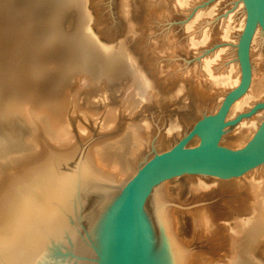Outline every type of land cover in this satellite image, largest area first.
Segmentation results:
<instances>
[{
	"label": "rangeland",
	"instance_id": "374dc122",
	"mask_svg": "<svg viewBox=\"0 0 264 264\" xmlns=\"http://www.w3.org/2000/svg\"><path fill=\"white\" fill-rule=\"evenodd\" d=\"M0 1L4 26L0 34V47L6 44L7 37L14 39L10 41L14 47L1 54L12 63L15 62L13 67L18 72L16 78L25 85L23 94L28 95V99L34 103L46 96L51 100L48 107L56 106L55 98L61 88L71 90L73 84L85 76L94 85L107 83L108 80L123 75L121 70L125 60H130L149 82L148 89L153 93L154 101L143 103L130 119L121 115L111 133H101L99 124H87L89 139L82 141L77 134L75 120L71 118V128L79 140L75 156L82 151L84 145L86 149L89 143L101 137L120 133L128 119L132 120L129 121L131 123L147 121L149 139L153 142L159 136L164 139L167 121L174 119L173 116L176 115L175 118H180L181 129L178 140L198 118L214 112L220 104L214 107L213 99L212 108L207 99H197L200 85L195 67L200 51L204 53L205 49L202 48L199 52L198 49H189L188 39L206 25L210 29L218 26V22L213 21L215 18H225L227 13H237L235 18L239 17L241 12L235 8L237 0H186V3L181 0H54L59 4L58 15L43 10V6L45 8L48 5L44 0ZM215 4L217 8L213 19L194 22L190 27L191 31L186 30V25L198 13ZM10 6H14L15 15L11 13ZM0 27L2 28L1 25ZM84 45H88L91 51L93 49V61L89 64H85L91 58L87 59L83 54L86 50L82 47ZM213 45L206 49H212ZM230 56L226 54L224 58ZM108 59L113 65L110 70ZM29 62L31 65H28ZM252 64L254 65L253 62ZM159 69L162 72L159 73ZM1 76L0 74V92L9 93L16 89L8 88L9 79H2ZM45 79L52 83L44 82ZM119 81H124L122 76ZM205 88L210 89L208 86ZM228 90L223 92L222 98ZM182 95L188 97L187 102L192 106L188 115L176 113L180 110L178 102ZM2 98L0 94V99ZM260 100L264 98L256 101ZM2 104L3 101L1 106ZM1 106L0 112L6 105L2 109ZM248 108L249 106L246 109ZM233 117L229 115V118ZM248 175L249 177L244 175L234 181H227L228 183L223 180V184H214L215 179L211 177L192 176L187 182L186 191L180 193V200L176 198L171 202L176 204L171 205L176 223L175 233L183 249L193 255L188 259L189 264H264V225H261V232L260 225L253 223L261 217L264 224V166ZM198 177L205 185L202 189L195 187ZM253 184L257 187V199L250 189ZM175 185L172 184V187ZM256 204L261 206V213L256 210ZM202 215L205 223L198 231L197 217ZM245 253L247 256H244Z\"/></svg>",
	"mask_w": 264,
	"mask_h": 264
},
{
	"label": "bare ground",
	"instance_id": "6f19581e",
	"mask_svg": "<svg viewBox=\"0 0 264 264\" xmlns=\"http://www.w3.org/2000/svg\"><path fill=\"white\" fill-rule=\"evenodd\" d=\"M7 1L10 2V0ZM44 1L49 7L47 5L44 8L41 3L43 10L46 9L50 11V13L58 15V10L60 9L59 4L54 2V0ZM47 1L49 3H46ZM181 1L186 3V0ZM237 3L235 8L237 11L240 10L241 12L239 17L235 18L237 13L231 15L227 13L225 18H215L213 21H217L218 26L210 29V27L206 25L202 27V29L200 28L197 34L189 36L188 39L189 45L187 47L189 49L192 48L195 51L198 49V52L202 48L205 49L204 53L200 51L201 55L197 57V64L195 67L198 74V83L200 85V94L197 95V99H207L209 104H211L214 99L212 103L214 107H217V104L223 99V92L236 86L240 80L241 73L237 58V42L244 26L245 12L242 2L237 0ZM216 8L217 5L215 4L210 6L207 10L198 13V15L186 25V30L191 31L190 27L193 26L194 22H208V20L213 19ZM9 9L12 14L15 13L14 6H10ZM2 10L3 9L0 8V25L2 26V28L0 27V34L4 27L1 21L3 15ZM234 10L235 9H233V11ZM7 12H9V10H7ZM12 39L7 37L6 44L0 47L1 77L2 79H9H6L9 82L8 88H16L9 91V93L8 91L0 92L3 97L0 99V106L2 101L4 102L2 106L6 105L4 108L1 106L3 111L0 112V227L10 213L13 199L35 176L58 168L75 157L78 151L77 142L79 140H77V135H74V131L71 128V118L75 120V127L80 140L87 141L89 139V133L86 127L87 124H99V131L101 133H111L113 131L112 128L121 115L127 116L130 119L132 118L131 115L137 111L143 103H152L154 101L153 93L151 94L148 89L149 82L143 78L130 60H125V62L122 63L121 70V74H123L121 76L124 81H119L121 76H117L115 79L108 80L107 83L94 85L89 81V78L85 76L79 78L73 84L71 90L61 88L60 92L57 93L58 98L57 96L55 98V100H57L56 106L49 108V101L51 100L45 95H41L45 97L42 98L40 102L34 103L28 99V95L25 96L23 94L25 85L16 78L18 77V72L16 68L14 69L13 67L15 62L12 63L1 54V52H6V49L14 47L11 43L14 41V39ZM17 40L20 41L19 39ZM211 44H214L212 49H206ZM15 45H17V43ZM86 46H82L83 49L86 48L83 54L87 56V59L91 58L90 60L86 59L87 62L85 64H89L93 59V49L91 51L88 45ZM226 51L227 53H225ZM113 54L116 55L117 53ZM226 54L231 56L224 58ZM249 55L252 68L250 84L246 92L234 100L230 105L226 114V119H232L229 118V115L235 117L239 113L248 111L258 98H264V34L259 28H257L252 38ZM30 63L31 62H29L28 65H31ZM107 63L110 70L113 66L111 60L108 59ZM158 71L159 73L162 72L160 69ZM168 72L167 70V73ZM50 77L51 76H49V78ZM128 78L131 80L126 81ZM48 79L43 81L52 83V81ZM1 82L3 83L2 80ZM5 83L7 82L5 81ZM205 86H208L210 89H206ZM4 97H7V99L9 97V99L6 100ZM180 99L181 100L178 102V109L180 110L179 112L176 111V113H184V115L190 114L188 110H190L192 106L187 102L188 97L182 95ZM213 105L211 106L212 108ZM248 106L249 108L246 109ZM4 111L6 112L4 113ZM263 115L264 109H261L249 117L241 118L235 125L226 127L223 131L220 144L243 145L251 137L253 130L256 129ZM100 116L102 117L99 119L98 117ZM175 116H173L174 119L168 116L170 119L167 121L168 126L165 131L164 139L159 136V138L154 139L153 142L149 139L150 130L147 121L142 120L141 122L131 123L129 121L132 120L128 119L127 123L123 125L124 127L120 133L101 137L88 144V147L84 151V157L88 166L93 171L105 176L117 186L122 187V185L133 176L138 167L152 156L154 152L168 149L173 144L171 142L177 140V136L181 134V129L179 126V117L175 118ZM197 141L198 138L194 137L188 142V146L196 144ZM146 150L149 152H145ZM262 166H264V164L235 178H211L215 179L213 180L214 184L228 183L227 181H234L235 179L242 178L244 175L249 177L248 174L250 172ZM192 176L210 177L197 174H183L157 184L152 188L150 193L156 195V202L171 203L176 198L180 200V193L182 194L186 191L187 182ZM197 181L199 183L197 182L195 187L202 189V187L205 186L202 182L203 180L198 177ZM172 184L176 185L172 187ZM250 189L257 199L256 185H251ZM178 190L180 192H178ZM173 196L175 198H173ZM255 201L257 202L258 200ZM256 208V210L261 213V206H259V204H256ZM172 212L173 208L171 205H165L164 218L167 222L168 229L174 237L179 249L186 252L175 233L176 223ZM260 218L258 217V221L256 220L253 223L260 225V231L262 232L263 226L261 227V225L264 224ZM204 223L205 217L203 215L198 216L196 223L198 231H200V227ZM185 224L187 225V223ZM190 256L192 257L193 255L186 252L182 258L181 264H189L188 259ZM244 256H247L246 253Z\"/></svg>",
	"mask_w": 264,
	"mask_h": 264
},
{
	"label": "water",
	"instance_id": "95a60500",
	"mask_svg": "<svg viewBox=\"0 0 264 264\" xmlns=\"http://www.w3.org/2000/svg\"><path fill=\"white\" fill-rule=\"evenodd\" d=\"M244 26L237 42L240 80L218 108L203 114L168 149L154 152L122 187L88 166L84 151L35 176L13 199L0 227V264H181L164 218L165 205L151 190L183 174L239 177L264 164V115L241 146L220 144L223 131L264 109V100L226 119L230 105L251 80L249 49L264 34V0H240ZM194 137L196 144L188 146Z\"/></svg>",
	"mask_w": 264,
	"mask_h": 264
}]
</instances>
